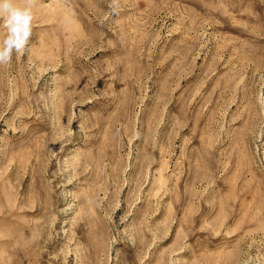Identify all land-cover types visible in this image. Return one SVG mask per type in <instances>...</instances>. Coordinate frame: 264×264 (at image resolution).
Listing matches in <instances>:
<instances>
[{"label":"rangeland","instance_id":"rangeland-1","mask_svg":"<svg viewBox=\"0 0 264 264\" xmlns=\"http://www.w3.org/2000/svg\"><path fill=\"white\" fill-rule=\"evenodd\" d=\"M111 4L0 65V264H264V0Z\"/></svg>","mask_w":264,"mask_h":264},{"label":"clouds","instance_id":"clouds-1","mask_svg":"<svg viewBox=\"0 0 264 264\" xmlns=\"http://www.w3.org/2000/svg\"><path fill=\"white\" fill-rule=\"evenodd\" d=\"M35 0H0V21L4 34L0 36V65L10 64L13 55L24 52L32 35ZM113 11H118V0H112Z\"/></svg>","mask_w":264,"mask_h":264}]
</instances>
